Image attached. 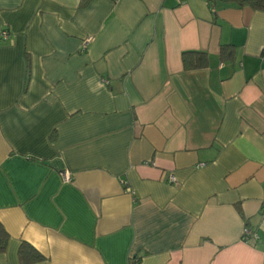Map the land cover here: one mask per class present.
Returning <instances> with one entry per match:
<instances>
[{
    "label": "crops",
    "instance_id": "0c3cea01",
    "mask_svg": "<svg viewBox=\"0 0 264 264\" xmlns=\"http://www.w3.org/2000/svg\"><path fill=\"white\" fill-rule=\"evenodd\" d=\"M1 30L0 264H264V11L0 0Z\"/></svg>",
    "mask_w": 264,
    "mask_h": 264
},
{
    "label": "trees",
    "instance_id": "16d2710c",
    "mask_svg": "<svg viewBox=\"0 0 264 264\" xmlns=\"http://www.w3.org/2000/svg\"><path fill=\"white\" fill-rule=\"evenodd\" d=\"M236 5H247L252 9L264 11V0H225ZM184 69L190 70L205 66V53L201 51L187 50L181 53ZM9 235L0 223V254L6 251ZM19 264H33L44 260V256L27 242H21L18 248Z\"/></svg>",
    "mask_w": 264,
    "mask_h": 264
},
{
    "label": "built area",
    "instance_id": "2783aa9c",
    "mask_svg": "<svg viewBox=\"0 0 264 264\" xmlns=\"http://www.w3.org/2000/svg\"><path fill=\"white\" fill-rule=\"evenodd\" d=\"M182 1V0H181ZM0 35L4 40H8V31L6 30H1L0 31ZM86 42V41H85ZM84 42V48L86 46V43ZM64 179L65 180H69V176L67 175V173H64ZM169 182H175V177L173 175H170L168 177ZM129 190V189H128ZM130 193H132L130 191ZM248 238H253L255 240H258V235L256 234V232H254L252 229L248 228V227H244L243 228V239L245 241H247Z\"/></svg>",
    "mask_w": 264,
    "mask_h": 264
}]
</instances>
